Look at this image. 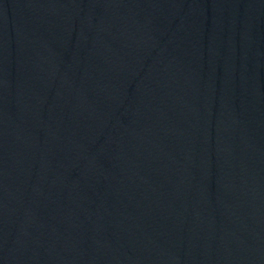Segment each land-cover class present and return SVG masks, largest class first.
Listing matches in <instances>:
<instances>
[{
    "label": "water",
    "instance_id": "water-1",
    "mask_svg": "<svg viewBox=\"0 0 264 264\" xmlns=\"http://www.w3.org/2000/svg\"><path fill=\"white\" fill-rule=\"evenodd\" d=\"M0 264H264V0H0Z\"/></svg>",
    "mask_w": 264,
    "mask_h": 264
}]
</instances>
